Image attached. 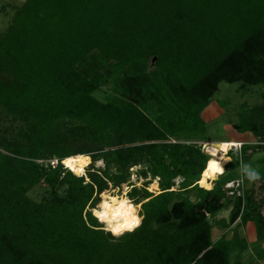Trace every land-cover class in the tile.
<instances>
[{
	"label": "trees",
	"instance_id": "16d2710c",
	"mask_svg": "<svg viewBox=\"0 0 264 264\" xmlns=\"http://www.w3.org/2000/svg\"><path fill=\"white\" fill-rule=\"evenodd\" d=\"M222 82L264 86V0H26L0 35V113L20 125L0 130V264L264 261V182L256 200L241 171L264 152V102L242 105L233 124L254 142L227 153L211 189L196 184L209 156L193 142ZM102 89L104 100L94 95ZM76 155L106 168L91 167L86 181L62 165ZM142 163L159 193L151 181L131 185L140 225L112 236L91 209ZM236 179L243 195L226 196ZM226 208L228 222H210ZM237 220L254 225L256 263L230 229Z\"/></svg>",
	"mask_w": 264,
	"mask_h": 264
},
{
	"label": "rangeland",
	"instance_id": "374dc122",
	"mask_svg": "<svg viewBox=\"0 0 264 264\" xmlns=\"http://www.w3.org/2000/svg\"><path fill=\"white\" fill-rule=\"evenodd\" d=\"M25 1L26 0H0V35H2L7 30L15 14V10L21 7ZM106 90L107 89H102L98 92H95L94 95L100 100H104L106 98V95L108 94ZM263 92H264V86H256V87L249 88L248 90H242L239 88L237 84H227L223 82L220 83L218 91L213 96L211 104L203 112V120L206 125V132L200 138L203 140H195L193 143L200 145V148L202 149L203 145L204 147L207 145H211L212 147H214L215 144L221 141L229 142V141H234L238 139L245 140L249 138L250 135L247 133H237L233 128V124H235L237 121L236 115H237V112L240 111V108L242 105L252 106V105H257V104H261L264 102L262 99ZM19 126L20 125L18 123L12 122L10 119H5L0 113V130L4 131L5 129H8V132H10L14 129H17ZM250 142H254L253 137H251ZM227 153H228V150H227ZM227 153L225 155H227ZM248 153H250V151L247 152V154ZM258 153H254L253 155L249 157L250 160H249L248 165H250L251 167L254 165L255 168L252 167L253 169L262 167L261 160L262 158H264L263 157L264 153H259V155ZM226 159L228 162L229 158L227 156H226ZM50 164L51 165L55 164V160L50 162ZM147 166L148 165L146 163H142V164L135 165L133 167L128 168L127 173L129 175H128L127 182L123 183L119 188H113L112 184L109 183L108 189L103 191L102 193L108 192L110 195L119 196V195H122L123 192L128 193L131 190L132 186L139 189L142 187L145 181H151V183L147 185V191L155 195L156 192H150L148 188L150 187V185L154 183L157 184L158 178H152L148 174L147 178L144 179L140 175V172L142 170H146ZM91 167H93V169H96V170L106 168L105 163L102 160L97 161L93 164L90 163L89 166L85 168V174L81 175L85 177L86 181H87L86 172L90 170ZM109 171L111 173H115L116 167L113 165L110 166ZM177 179L181 180L180 178H177ZM263 182L264 180H262V182L261 180L255 181V184H252L253 188L248 190V191L253 192V196L254 197L256 196L255 197L256 199H258V197L262 196L263 194L262 189L260 188ZM213 184L214 182L211 184V188L213 187ZM249 186H250V183H249ZM42 190L43 188L39 186L34 193H30V196L32 198H38L39 197L38 195L41 194L40 192H42ZM101 194L99 195V202L101 201ZM125 197L127 198L128 206L132 207L133 205H135L133 199H131L128 196V194H126ZM98 204L95 206V208H97ZM131 212L136 213L139 216L140 205L137 210L132 209ZM229 212H230V208L223 209L220 212H218L214 216V218H209V220L211 223L214 221L217 222L216 220H221V219H224L225 222H228ZM260 212L264 216V209H261ZM91 213L97 219V221L101 224L103 230L111 234L110 231L106 230V225L103 222H101L97 216L93 214L92 209H91ZM237 223H239L238 220L230 225V229L232 231L234 230L236 231L238 238L245 239L248 232L244 228L237 227ZM238 226L240 225L238 224ZM214 227L215 228H213L212 230V237L214 240H216L219 237V235L223 233V230H220L217 226H214ZM231 230L226 233L227 238H230L232 236L233 233ZM111 235L115 236L113 234ZM250 248H252V246ZM243 257L245 259V262H249V259L252 258V255L249 253V249L243 254Z\"/></svg>",
	"mask_w": 264,
	"mask_h": 264
},
{
	"label": "bare ground",
	"instance_id": "6f19581e",
	"mask_svg": "<svg viewBox=\"0 0 264 264\" xmlns=\"http://www.w3.org/2000/svg\"><path fill=\"white\" fill-rule=\"evenodd\" d=\"M236 142H219L215 144L214 147L207 145L208 151L211 153V157L206 163V167L202 172L200 180L198 183L201 187L209 190L211 184L209 180H215L218 175L224 173V165L227 163L226 152L228 150L222 147L226 144H234ZM91 162L90 157L86 155H76L72 157H67L62 161L63 167L68 169L69 172L76 176H81L85 174V168L89 166ZM207 173V175H205ZM150 192L159 193V189L156 183L148 188ZM127 193L123 192L122 195H110L108 192L103 194L102 200L99 202L97 208L92 209V212L97 216L101 222L106 225V230L111 231L112 228L118 227L120 225L131 223L133 218H136V213H132L131 210H137L139 205L128 206L127 198L125 197ZM124 229L122 233L127 232Z\"/></svg>",
	"mask_w": 264,
	"mask_h": 264
},
{
	"label": "clouds",
	"instance_id": "9594fccd",
	"mask_svg": "<svg viewBox=\"0 0 264 264\" xmlns=\"http://www.w3.org/2000/svg\"><path fill=\"white\" fill-rule=\"evenodd\" d=\"M222 147H224L225 149H227V148L240 149L242 147V145H240L239 143H234V144H226V145H223ZM241 171H242L244 177H246L249 181H257L260 179V174L248 164H243ZM203 189H205V188H203ZM139 225H140V220L133 218L131 223H126V224L120 225L118 227L112 228L111 231L113 232V235L119 236L122 234V231L124 229H127L128 231H132L134 228L139 227Z\"/></svg>",
	"mask_w": 264,
	"mask_h": 264
},
{
	"label": "built area",
	"instance_id": "2783aa9c",
	"mask_svg": "<svg viewBox=\"0 0 264 264\" xmlns=\"http://www.w3.org/2000/svg\"><path fill=\"white\" fill-rule=\"evenodd\" d=\"M236 143H239L240 145H242L243 143L241 142H236ZM201 149V148H200ZM209 148H207V146L204 147V145L202 146V149L201 151L203 153H205L206 155H208L209 157H211V153L208 151ZM241 149V148H240ZM240 149H235V148H228V152L231 151V150H234V151H240ZM227 153V152H226ZM55 164H56V161H55ZM55 164H52L53 166H55ZM206 166V165H205ZM225 167V165H224ZM202 175V174H201ZM200 175V177H201ZM220 176V175H218ZM217 179V178H216ZM215 179V180H216ZM215 180H209V183H213ZM181 180H175V184L176 186L180 183ZM197 186L201 187L200 184L198 182H196ZM224 190H225V194L226 196L228 197H234V196H242L243 195V186H242V180L241 179H236V180H232V181H229L227 182L225 185H224Z\"/></svg>",
	"mask_w": 264,
	"mask_h": 264
},
{
	"label": "crops",
	"instance_id": "0c3cea01",
	"mask_svg": "<svg viewBox=\"0 0 264 264\" xmlns=\"http://www.w3.org/2000/svg\"><path fill=\"white\" fill-rule=\"evenodd\" d=\"M251 137L252 136H250L249 138H247V139H245V140H240V139H238V140H234L235 142H241V143H244V142H246V141H250V139H251ZM250 151V153H251V150H249ZM248 151V152H249ZM250 153H248V154H250ZM260 153V152H259ZM259 153H258V155H259ZM262 153H264V152H262ZM264 157V156H263ZM258 181V180H257ZM261 182H262V180H261ZM249 183H250V186H249ZM248 184H247V186H246V188L247 189H251V188H253V186H252V184H255V181H250ZM255 195V194H254ZM256 197V196H255ZM260 198V196L258 197V199ZM256 199V198H255ZM258 199H256V200H258ZM262 209H264V207L262 208ZM263 216V215H262ZM241 228H244V229H246L247 230V232H248V234L246 235V240H247V243L249 244V246H250V244H253V242H255V230H254V225L252 224V223H247L245 226H241ZM214 240V239H213ZM263 246V248H264V244L262 245ZM251 247V246H250ZM249 247V253L252 255V257H253V254H252V251H251V248ZM254 261V263H256V262H258L257 260H255L254 258H250L249 259V261ZM260 264H264V261H260Z\"/></svg>",
	"mask_w": 264,
	"mask_h": 264
},
{
	"label": "water",
	"instance_id": "95a60500",
	"mask_svg": "<svg viewBox=\"0 0 264 264\" xmlns=\"http://www.w3.org/2000/svg\"><path fill=\"white\" fill-rule=\"evenodd\" d=\"M154 62H155V58L152 59L151 66L153 65Z\"/></svg>",
	"mask_w": 264,
	"mask_h": 264
},
{
	"label": "snow or ice",
	"instance_id": "6c2138e0",
	"mask_svg": "<svg viewBox=\"0 0 264 264\" xmlns=\"http://www.w3.org/2000/svg\"><path fill=\"white\" fill-rule=\"evenodd\" d=\"M205 175H207V173H205Z\"/></svg>",
	"mask_w": 264,
	"mask_h": 264
}]
</instances>
